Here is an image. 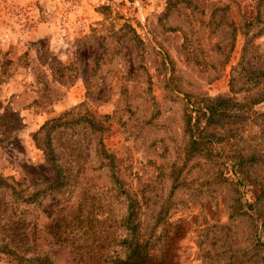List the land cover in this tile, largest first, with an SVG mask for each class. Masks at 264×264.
I'll return each instance as SVG.
<instances>
[{
  "label": "rangeland",
  "instance_id": "374dc122",
  "mask_svg": "<svg viewBox=\"0 0 264 264\" xmlns=\"http://www.w3.org/2000/svg\"><path fill=\"white\" fill-rule=\"evenodd\" d=\"M133 236L264 264V0H0V264Z\"/></svg>",
  "mask_w": 264,
  "mask_h": 264
},
{
  "label": "trees",
  "instance_id": "16d2710c",
  "mask_svg": "<svg viewBox=\"0 0 264 264\" xmlns=\"http://www.w3.org/2000/svg\"><path fill=\"white\" fill-rule=\"evenodd\" d=\"M126 222L131 231H133V234H136L135 231L137 229V225L134 222L132 210L129 212ZM129 243L131 251L126 259L120 261L121 264H158L156 259L154 257L152 258L151 255L145 251V246H142L138 237L133 236Z\"/></svg>",
  "mask_w": 264,
  "mask_h": 264
}]
</instances>
